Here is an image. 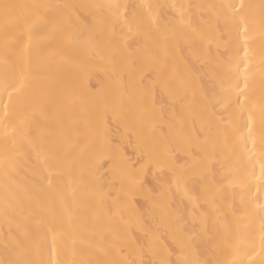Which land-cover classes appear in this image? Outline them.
Instances as JSON below:
<instances>
[{
    "label": "snow or ice",
    "instance_id": "1",
    "mask_svg": "<svg viewBox=\"0 0 264 264\" xmlns=\"http://www.w3.org/2000/svg\"><path fill=\"white\" fill-rule=\"evenodd\" d=\"M98 58L116 87L88 98L71 70ZM157 96L171 101L162 121ZM109 116L143 163L116 165L106 191L84 154L109 146ZM0 129L6 191L22 169L39 175L27 204L5 197L0 264H264V0H0ZM117 187L147 205L141 236Z\"/></svg>",
    "mask_w": 264,
    "mask_h": 264
},
{
    "label": "bare ground",
    "instance_id": "2",
    "mask_svg": "<svg viewBox=\"0 0 264 264\" xmlns=\"http://www.w3.org/2000/svg\"><path fill=\"white\" fill-rule=\"evenodd\" d=\"M35 2H57L67 4H89V3H122L130 5H139L145 3H161V4H193V3H219L221 0H35ZM252 2L258 3L259 0H252ZM168 15H172V10H165ZM89 24L92 23L89 18ZM138 38L134 34H130L129 43L135 46V42ZM139 42L143 43V38H139ZM54 56V62L60 63V58L56 56L55 50H52ZM71 80L74 88L79 94H82L88 98H100L110 94L116 87V81L113 77V73L110 69V65L107 61L97 59L93 63H84L76 66L71 70ZM148 83V81H145ZM204 85L207 88H211V84L208 80L204 81ZM197 90H199V84H197ZM158 107L156 109L158 120L168 116L171 112V101L168 97L161 98L157 96ZM162 127L161 122H153L152 126L148 129L149 132L156 130V135H161L159 129ZM2 130V129H0ZM164 132H167V127L163 128ZM107 140L110 142L107 148H102L97 145L94 152L85 151L84 158L89 162L92 175L91 179L97 184L105 187V190H110V185L115 183L114 176L116 174V165L126 164L129 169H140L143 161L141 160L140 151L138 150L135 140L131 142L127 138V130L121 120L109 116L107 121ZM32 164L35 165V156L32 157ZM155 171V170H153ZM37 172L39 169L37 168ZM158 176L167 178V173H157ZM144 181V193L150 194V189L157 187L156 180L153 179L152 172H148L146 176L141 177ZM39 180V175H33L30 171L21 170L20 174L16 177V184H12L6 191L3 178L0 177V248H2V237L5 231V221L3 216V207L5 203V197L7 196L13 202L22 201L25 204L28 203L29 197L32 195L33 185L31 181ZM19 185V187H17ZM114 196H120L124 200L122 205V211L124 212L126 223L125 228H130L136 236L142 234L138 231L139 227L145 226V221L140 219L141 213L145 212V209H141L136 204L137 200L143 202V198L139 195L133 197L131 195L125 196L123 192L117 187L112 190ZM181 197L176 194L174 202L179 203ZM190 208V206H189ZM148 226L155 229L157 225L151 220H148ZM170 242V241H169ZM175 259V257H173Z\"/></svg>",
    "mask_w": 264,
    "mask_h": 264
}]
</instances>
